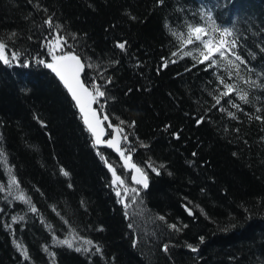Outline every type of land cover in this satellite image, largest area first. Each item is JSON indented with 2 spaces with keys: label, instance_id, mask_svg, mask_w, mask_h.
<instances>
[{
  "label": "trees",
  "instance_id": "obj_1",
  "mask_svg": "<svg viewBox=\"0 0 264 264\" xmlns=\"http://www.w3.org/2000/svg\"><path fill=\"white\" fill-rule=\"evenodd\" d=\"M209 13L238 39L243 80L172 55V33ZM56 34L84 63L85 85L104 91L95 108L147 176L134 202L121 203L105 160L130 172L96 148L37 61L51 62ZM0 41V264H264V0H0ZM218 76L248 102L214 106Z\"/></svg>",
  "mask_w": 264,
  "mask_h": 264
},
{
  "label": "snow or ice",
  "instance_id": "obj_2",
  "mask_svg": "<svg viewBox=\"0 0 264 264\" xmlns=\"http://www.w3.org/2000/svg\"><path fill=\"white\" fill-rule=\"evenodd\" d=\"M202 19L205 20V23L198 25L189 24L187 25L186 32H181L179 34L176 32L172 33V35L179 41V52H174L172 55H179L181 59L184 57H191L195 64L205 65L206 71L212 68H222L228 72L229 79L233 78V72H235L236 78L243 80L244 78L239 75L240 65L246 66L247 62L236 51L238 47V39L234 36L233 31L228 28L221 29L217 26L210 13L207 14L206 18L202 15ZM45 23L49 26V28L52 27L51 19L45 21ZM65 44H67V40L59 34H56L55 37L48 41L46 45L49 55L51 56V62L40 60L39 63L43 64L44 67L49 68L63 83L64 87L75 101V106L79 109L81 118L87 130L94 137L95 144H104L108 148H112L116 151L123 161V167L125 170H130L134 173L131 176L132 183L142 185L144 188H147L146 174L143 172V169L138 167L137 164L132 161L130 154L126 155V152H130V150L121 147L122 141H127V136H122L123 129L109 123L108 127L112 128L114 135L107 141L102 139V137L106 135L102 124L103 121L108 120V117L105 115L103 120H101L98 110L94 108L93 105L98 104L100 98L104 97L105 93L101 90V87L96 84H92L90 87L85 85L81 79L84 64L77 55L71 52L63 51V45ZM117 47L124 50L125 44L119 43ZM57 51H60L62 54L56 55L55 53ZM17 58L18 54H13L11 57L12 60H16ZM0 61H3L5 64L9 63L7 45L2 41H0ZM165 66H167V61L165 62ZM217 79L219 84L222 86L223 91H220L219 95L214 96V106H220L224 98L233 95L244 103L248 102V94L239 89L236 84L226 83L225 80L219 76ZM245 83L249 82L245 81ZM228 102L232 103V106L236 107L238 110H242L239 105L234 103V101L230 100ZM219 110L223 111L224 109L220 107ZM100 111H103L102 107ZM257 111H259V109H257ZM229 115H232V113H229ZM257 119L264 122V118L262 117H257ZM200 122H202V118L198 121V123ZM101 158L104 159L103 157ZM0 163H6V161L0 160ZM105 164L108 166L109 171L112 172L113 185L117 186L116 195L121 197L122 202L124 197L132 195L134 202L135 197L139 195V190L135 187H128L125 184V180L122 179L121 176L117 175L115 169L111 164H108L107 160H105ZM149 167H151V165H149ZM152 170L157 171L155 168ZM61 172L65 176L68 175V173L63 169H61ZM9 174L11 177L9 187L11 188L12 186H15L16 188H19L16 178L11 176L10 169ZM157 174H159L158 171ZM121 189H123V197L121 195ZM0 191H3V186H0ZM15 199L30 203L29 200H26L23 193H20V195L15 197ZM31 210L33 212L36 211L35 207H32ZM189 214L191 215V212ZM160 219H163V217H160ZM171 227L175 228V225H172ZM60 243L66 244L68 247L73 246L72 241L70 240L60 241ZM85 243L91 244V241H85ZM189 247L193 252L198 250L191 245ZM75 250L80 251L81 249L77 247ZM96 250L99 251L100 249L97 248ZM164 250L167 251V246H165ZM85 251H87V249H85ZM24 254L25 256L27 255L26 252Z\"/></svg>",
  "mask_w": 264,
  "mask_h": 264
},
{
  "label": "water",
  "instance_id": "obj_3",
  "mask_svg": "<svg viewBox=\"0 0 264 264\" xmlns=\"http://www.w3.org/2000/svg\"><path fill=\"white\" fill-rule=\"evenodd\" d=\"M81 60V59H80ZM81 62H82V60H81ZM83 63V62H82ZM84 64V63H83ZM57 80H58V82L62 85V87L65 89V91L68 93V91H67V89L64 87V85H63V83L59 80V78L49 69V68H46ZM84 74H85V65H84V69H83V71H82V73H81V79L83 78V76H84ZM83 81V80H82ZM68 95H69V97L71 98V100L73 101V103L75 104V101L72 99V97H71V95L68 93ZM93 107H94V105H93ZM77 108V107H76ZM95 108V107H94ZM78 109V108H77ZM78 111H79V109H78ZM80 113V112H79ZM98 114H99V116H100V118H101V120H103V117L105 116H102V113L100 112V111H98ZM109 123H111L110 122V120H109V118H108V120H106V121H103V124H102V127L104 128V130H105V132H106V135H104L103 137H102V139L104 140V141H107L108 139H110V138H112L113 137V135H114V133H113V131H112V128H109L108 127V124ZM113 125V124H112ZM114 126V125H113ZM117 127V126H116ZM108 132H110V137H108ZM94 138V137H93ZM96 147H97V149L98 150H105V151H107V152H110V153H112V154H114L116 157L118 156V153L116 152V151H114L112 148H108L106 145H104V144H101V145H96Z\"/></svg>",
  "mask_w": 264,
  "mask_h": 264
},
{
  "label": "rangeland",
  "instance_id": "obj_4",
  "mask_svg": "<svg viewBox=\"0 0 264 264\" xmlns=\"http://www.w3.org/2000/svg\"><path fill=\"white\" fill-rule=\"evenodd\" d=\"M59 52H60V51H57L55 54L57 55ZM126 155H129V154H126ZM119 158H120V156H119ZM120 160H121V158H120ZM121 162H122V164H123V161H122V160H121ZM126 171L130 172V175H129V179H128V178H125V179H124V180H125V184H126L128 187H135V188H139V187H141V188L144 189V187H143L142 185H136V184L132 183V181H131V176H132L134 173H133L132 171H130V170H126ZM116 173H117V172H116ZM111 174H112V172H111ZM117 175H119V174H117ZM121 178H122V177H121ZM122 179H123V178H122ZM146 179H147V176H146ZM112 181H113V176H112ZM147 185H148V180H147ZM114 187H115V193H116V188H117V186L114 185ZM121 195H122V197H123V189H121ZM130 197H132V195H129L128 197H124V198H123V202H122V200H121V197H118V198H119V200L121 201V203H122L123 205H126L128 199H130Z\"/></svg>",
  "mask_w": 264,
  "mask_h": 264
},
{
  "label": "bare ground",
  "instance_id": "obj_5",
  "mask_svg": "<svg viewBox=\"0 0 264 264\" xmlns=\"http://www.w3.org/2000/svg\"><path fill=\"white\" fill-rule=\"evenodd\" d=\"M186 16L189 17L191 14V11L189 10V8L186 10ZM40 60H43L42 58H37V61L39 62ZM102 113V116L106 115L104 112L100 111ZM108 117V116H107Z\"/></svg>",
  "mask_w": 264,
  "mask_h": 264
}]
</instances>
